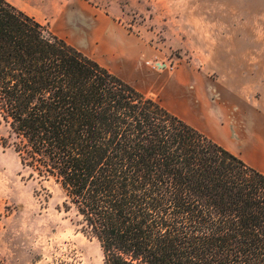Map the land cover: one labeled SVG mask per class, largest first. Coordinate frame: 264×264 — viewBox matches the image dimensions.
Here are the masks:
<instances>
[{"label": "trees", "instance_id": "trees-1", "mask_svg": "<svg viewBox=\"0 0 264 264\" xmlns=\"http://www.w3.org/2000/svg\"><path fill=\"white\" fill-rule=\"evenodd\" d=\"M0 127L104 264H264V174L7 0Z\"/></svg>", "mask_w": 264, "mask_h": 264}, {"label": "rangeland", "instance_id": "rangeland-1", "mask_svg": "<svg viewBox=\"0 0 264 264\" xmlns=\"http://www.w3.org/2000/svg\"><path fill=\"white\" fill-rule=\"evenodd\" d=\"M7 1L54 32V11L75 0ZM85 1L150 46L143 62L149 72L203 78L209 101L231 93L248 112H264V0ZM131 84L162 103L158 87ZM65 200L58 184L23 167L11 148L0 145V259L104 264L98 242L82 234L81 217L66 211Z\"/></svg>", "mask_w": 264, "mask_h": 264}, {"label": "crops", "instance_id": "crops-1", "mask_svg": "<svg viewBox=\"0 0 264 264\" xmlns=\"http://www.w3.org/2000/svg\"><path fill=\"white\" fill-rule=\"evenodd\" d=\"M53 27L54 32L48 30L54 36L122 81L158 87L162 108L264 174L263 110L248 112L231 93L229 100L228 94L219 93L209 101L203 78L149 72L143 62L150 57V46L145 48L141 37L85 0L68 2L54 11Z\"/></svg>", "mask_w": 264, "mask_h": 264}]
</instances>
